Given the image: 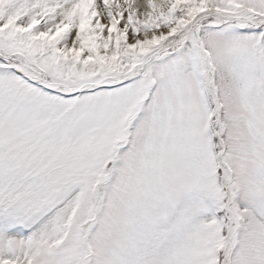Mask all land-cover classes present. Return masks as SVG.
<instances>
[{
    "label": "snow or ice",
    "instance_id": "6c2138e0",
    "mask_svg": "<svg viewBox=\"0 0 264 264\" xmlns=\"http://www.w3.org/2000/svg\"><path fill=\"white\" fill-rule=\"evenodd\" d=\"M0 264H264V0H0Z\"/></svg>",
    "mask_w": 264,
    "mask_h": 264
}]
</instances>
